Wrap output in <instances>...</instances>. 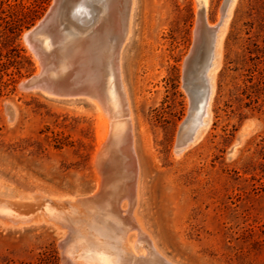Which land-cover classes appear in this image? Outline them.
<instances>
[{"label":"rangeland","instance_id":"rangeland-1","mask_svg":"<svg viewBox=\"0 0 264 264\" xmlns=\"http://www.w3.org/2000/svg\"><path fill=\"white\" fill-rule=\"evenodd\" d=\"M52 1L7 0L10 7H0L3 198L71 200L98 188L94 157L107 118L100 105L87 95L19 87L40 66L23 33ZM224 1L207 0L211 26ZM230 12L210 123L181 154L176 140L191 112V91L198 89L194 75L203 49L197 46L186 75L195 0H133L120 54L140 163L136 214L173 264H264V0H235ZM13 23L19 33L4 29ZM0 223V264H61V229L45 221Z\"/></svg>","mask_w":264,"mask_h":264},{"label":"bare ground","instance_id":"bare-ground-1","mask_svg":"<svg viewBox=\"0 0 264 264\" xmlns=\"http://www.w3.org/2000/svg\"><path fill=\"white\" fill-rule=\"evenodd\" d=\"M234 2L227 0L219 22L211 26L205 17L207 0H195L194 45L186 57L185 74L190 76L196 48L202 45L199 74L194 75L200 91L197 107L178 134L176 153L201 139L210 123L215 74ZM132 8L133 0H53L45 16L23 33V41L40 66L19 87L25 89L30 82L28 87L54 96L87 95L107 117L104 124L100 120L103 127L94 157L98 188L93 195L71 200L41 194L22 201L0 197L1 222L45 221L63 231L61 264H173L158 251L136 214L140 163L120 74V54L130 33Z\"/></svg>","mask_w":264,"mask_h":264},{"label":"water","instance_id":"water-1","mask_svg":"<svg viewBox=\"0 0 264 264\" xmlns=\"http://www.w3.org/2000/svg\"><path fill=\"white\" fill-rule=\"evenodd\" d=\"M227 5V0H225L224 1V3L222 4V7H221V14L222 13H224L225 12V10H226V6ZM199 12H200V15L202 14V8H200V10H199ZM197 20V19H196ZM219 22V21H218ZM29 31V30H28ZM33 77V76H32ZM31 77V78H32ZM31 78H29V79H27V81L28 80H30ZM29 84H30V82H28V83H26V85L25 86H23V87H25V88H33V86H31V87H28L29 86ZM28 85V86H27ZM199 91L200 90H196V91H191V93H192V105H191V112L197 107V102H198V93H199ZM190 112V113H191ZM189 117V116H188ZM188 119V118H187ZM187 119L185 120V122L187 121ZM184 122V123H185ZM185 125V124H184Z\"/></svg>","mask_w":264,"mask_h":264},{"label":"trees","instance_id":"trees-1","mask_svg":"<svg viewBox=\"0 0 264 264\" xmlns=\"http://www.w3.org/2000/svg\"><path fill=\"white\" fill-rule=\"evenodd\" d=\"M6 1L7 0H0V7H3V5L4 4H6ZM6 5H8L9 6V4H6ZM10 7V6H9ZM35 13H37V11H34L33 12V18H36L37 17V14L35 15ZM4 19H5V17H1V15H0V20L1 21H3L4 22ZM7 22V21H6ZM4 29H6L9 33H14V32H17V33H19L20 31H21V29H20V26H19V24H16V23H13V25H11V26H5V28ZM18 69V68H17ZM18 72V71H17ZM13 78H10L9 79V81H11ZM2 85H5V83H3Z\"/></svg>","mask_w":264,"mask_h":264}]
</instances>
